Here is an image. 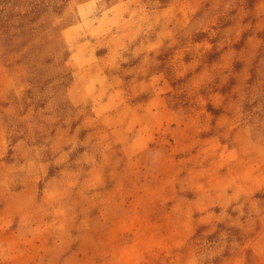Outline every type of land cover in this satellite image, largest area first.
<instances>
[{"label": "rangeland", "instance_id": "obj_1", "mask_svg": "<svg viewBox=\"0 0 264 264\" xmlns=\"http://www.w3.org/2000/svg\"><path fill=\"white\" fill-rule=\"evenodd\" d=\"M0 264H264V0H0Z\"/></svg>", "mask_w": 264, "mask_h": 264}]
</instances>
